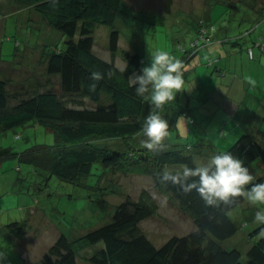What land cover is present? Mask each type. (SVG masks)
<instances>
[{
	"label": "trees",
	"instance_id": "obj_1",
	"mask_svg": "<svg viewBox=\"0 0 264 264\" xmlns=\"http://www.w3.org/2000/svg\"><path fill=\"white\" fill-rule=\"evenodd\" d=\"M13 1L38 12L44 22L62 32L67 40L63 47H51L48 52L43 44L34 45H43L41 61L47 76L44 82L32 77L27 90H23L15 89L17 80L12 79V73L0 78V135L32 123L51 128L57 139L54 144H34L23 150L0 145V162L14 158L18 163L33 165L50 176L82 187H86L82 179L92 176L100 168L106 174L150 175L159 190L167 191L187 210L195 225L187 234H174L162 245L154 244L139 227L157 210L153 195L145 188L137 199L128 197L121 202L111 222L73 238L60 233L43 253L42 264H80L84 260L92 264H264V224L246 232L251 243L248 241L245 250L224 245L239 230L229 213L243 204L245 197L234 198L231 205L209 207L195 190L184 193L179 186L160 181L159 174L165 168L199 165L195 153L191 152L192 145L177 148L170 139V125L169 135L160 151H151L143 145L146 137L141 129L150 104L136 94L135 86L128 81V77L134 72L139 73L145 64L140 52H123L127 68L122 71L114 59L107 61L94 49L96 27L101 24L111 26L109 50L115 57L120 31L114 25L124 0ZM253 4L249 6L254 8ZM257 4L256 1L255 6ZM170 5L171 0H166L167 11ZM216 27L214 22L199 18L195 24L196 39L177 47L182 54L178 58L181 71L203 48H209L216 41ZM33 28H36L35 23ZM263 40L258 37L256 42H261L259 46L264 49ZM23 59L21 56L19 63L22 64ZM205 64L213 67L216 74L223 70L213 58ZM94 72L101 73L102 77L94 79ZM58 83L59 87L56 86ZM113 140H122L124 147L111 146L109 142ZM197 151L203 153L201 147ZM225 151H232L244 160L257 177L254 182H264V143L257 135L246 131ZM258 161L263 169L256 173L258 168L254 163ZM20 167L18 164L16 169ZM92 186L87 187L104 190ZM30 221V218L10 221L2 226L0 234H7L16 247L23 248L25 236L35 227Z\"/></svg>",
	"mask_w": 264,
	"mask_h": 264
},
{
	"label": "rangeland",
	"instance_id": "obj_2",
	"mask_svg": "<svg viewBox=\"0 0 264 264\" xmlns=\"http://www.w3.org/2000/svg\"><path fill=\"white\" fill-rule=\"evenodd\" d=\"M256 1L260 2L261 6L262 3L264 4V0L213 1L208 17L221 29V37L227 39L224 42L212 43L209 48H203L194 59L184 65L182 73L183 76L186 74L185 84L177 93L175 100L169 102L163 111L164 118L171 126L170 139L177 148H183L187 144L192 145L191 152L195 153L198 165L205 163L214 150L231 147L242 133L250 130L247 125L252 122L256 124L261 119L260 115L254 114L253 111L258 101L255 102V97L248 101L251 96L256 95L253 90L251 94L240 98L243 101L238 102L239 106L234 109L231 106L228 108L223 106L227 96L219 86L221 80H216L217 77L213 76V67L210 68L205 64L209 58L219 63L220 59L222 61L231 57L235 59L236 55L241 57L244 51V41L241 40V36L246 33L252 43L258 37L264 39V8L256 11L249 6ZM201 17L207 19V14L168 12L163 0H124L114 25L120 31L119 49L115 57L109 50L111 26L101 24L96 27L94 49L101 58L107 61L114 59L119 68H124L126 65L123 59L125 50L139 51L145 62L144 65L150 63L151 56L158 50L167 51L178 59L181 52L177 47L189 43L187 39L190 30L189 21L196 24ZM1 18L3 21L6 19L2 29ZM34 23L36 28H33ZM229 26H232V30L231 34L227 35L226 29ZM66 40L67 36L44 22L42 16L32 8L21 7L13 0H0V44H2L0 78L3 77L4 71L12 73V79L17 80L15 89L27 90L32 77L44 82L47 76L44 62L41 61L43 45L48 52L51 47H63ZM36 43L43 45L34 47ZM17 51L20 53H16ZM21 56L25 59L21 61L22 64L19 63ZM197 57L201 59V64L206 70L198 71L196 74L198 84L190 86L189 77L192 73L189 74L187 70L189 66L195 68L198 65ZM222 61L221 63L225 64V61ZM249 61L250 64L247 63L245 66L246 73L250 70L252 62L259 61L258 55L255 60ZM262 64H264V56H262ZM238 66L242 67V63L240 62ZM237 70V67L232 65V72ZM237 74L242 75V70ZM247 76L246 80L253 89L255 83L249 74ZM56 86L59 87V83ZM262 98L264 99V96ZM66 99L70 101V98L66 97ZM75 99L79 97L75 96ZM84 102L93 106L88 99H84ZM229 117L242 129L234 141L226 139L228 130L224 126ZM250 117L253 121L248 120ZM190 118L194 119V122L191 123ZM241 122H244V125ZM223 128L226 130V136L221 135ZM56 140L54 130L32 123L17 126L0 135V145L10 146L15 150H23L34 144H54ZM109 143L120 148L125 145L122 140H113ZM200 147L203 149L201 154L197 153ZM0 164H4L0 169V229L10 221L28 218L35 226L29 230L23 241L22 247L25 251L16 247L15 241L7 234H0V264H42L43 253L60 233L73 238L111 222L117 206L128 197L137 199L145 188L153 195L157 210L153 216L143 220L139 227L154 244L160 246L170 236L187 234L195 227L187 210L177 200H173L167 191L159 190L150 175L111 172L106 174L100 168L92 176L82 179L85 183L82 184L86 187L90 184L93 188L104 189L97 190L62 181L33 165L18 163L14 158L6 159ZM18 164L21 166L20 169H16ZM256 164L258 165L259 161L254 163ZM255 172L258 173L259 169ZM259 207L264 205H252L246 199L243 204L229 213L239 230L224 242L226 247L235 246L242 250L248 247L251 241L247 238L246 232L260 224L255 220V213ZM20 249L24 253H21ZM80 264L92 263L84 260Z\"/></svg>",
	"mask_w": 264,
	"mask_h": 264
},
{
	"label": "clouds",
	"instance_id": "obj_3",
	"mask_svg": "<svg viewBox=\"0 0 264 264\" xmlns=\"http://www.w3.org/2000/svg\"><path fill=\"white\" fill-rule=\"evenodd\" d=\"M126 68L127 65L122 71ZM101 77V73H93L94 79ZM128 81L135 86L138 96L149 101L150 111L141 129L146 137L142 143L147 149L158 152L169 135V122L164 118L163 111L169 102L175 100L184 85L181 61L167 51L158 50L151 56L150 63L144 65L139 73L134 72L129 76ZM159 179L162 183L171 182L179 186L184 193L195 190L209 207L231 205L234 198L241 196L252 205H264V182H254L257 177L250 172L244 160L232 151L219 150L196 167L184 165L181 169L165 168L159 174ZM255 220L264 224V207L256 211Z\"/></svg>",
	"mask_w": 264,
	"mask_h": 264
},
{
	"label": "crops",
	"instance_id": "obj_4",
	"mask_svg": "<svg viewBox=\"0 0 264 264\" xmlns=\"http://www.w3.org/2000/svg\"><path fill=\"white\" fill-rule=\"evenodd\" d=\"M163 1L165 4V9H167L166 8V0H163ZM213 1L214 0H171V5H170L168 12H175V13L185 12V13H188L189 15H192L193 13L201 12V13H206L207 19H208L210 9H212L211 5H212ZM215 1L222 2V0H215ZM253 7L255 8L256 11L263 9V8H261L260 2H258V4L256 6H255V4H253ZM1 19H2V21H1V29H2V24L6 19L4 21H3V18H1ZM208 20L211 21V18H209ZM188 25H190V30L187 34V39H188V42H190V41H193L196 39V29H195V23L194 22L191 23L189 21ZM220 30L221 29L217 26L216 30L214 32V37L216 39L215 42H224L227 39V38L224 39L221 37V34H220L221 31ZM231 30H232V26H229V28L226 29V31H227L226 34L230 35ZM241 38H242L241 40H243L244 41L243 43L245 44V47L243 44V48H244L243 55L241 57L239 55H236L235 59L233 57H231L230 59H226V60H224L225 64L221 63L222 59H220V61H219L220 64L219 63L218 64H219V67L222 68L223 70H222V72H219L220 74H216L213 72V76L215 75L217 77L216 80H221V82H220L221 84H219V86L223 90V93H225L227 96V100L223 101V103H224L223 106H225L227 108L231 106L234 109V107L239 106L238 102L243 101L240 98L244 97L245 95L251 94L252 90H253L254 94H256V95L251 96L248 101H250L254 97H255V99H254L255 102L258 101L256 109L253 108V111H254V114L255 113H256V115L259 114L260 118L262 120L259 119V121H257L256 124H254V122H252V124H250V125H247V124H245V125H247L249 127L250 132L257 135V137L260 139V141L263 142L264 141V99L262 97L264 96V64H262V56H264V49L262 48V46H259L258 44H256V40L252 43V40H251V38H249V36H247V33L244 36L242 35ZM2 42H4V41H2ZM251 47L253 48V55H254L253 58H251L249 53H248V49ZM1 50H2V44H0V51ZM256 53L258 55L259 61L252 62L251 66H250V70L248 71V73H246L247 68L245 66L247 65V63L250 64L249 60H255L256 59V57H257ZM180 56H182L181 53H180ZM224 61H222V62H224ZM196 62L198 63V65L195 68H194V66L193 67L189 66L188 70H187V72L189 74L192 73V74H190L191 76L189 77V79H191L190 83H189L190 86H195L198 84L197 75H196L197 72L198 71L204 72L206 70V67L201 64V59H199V57L196 58ZM240 62L242 63V67L238 66L240 64ZM229 65H231V68H229ZM232 65L237 67L238 70L236 72H232ZM239 70H242V75L237 74V72ZM18 71H21V69ZM223 71H224V73H223ZM3 74H4V76H9L11 73L10 72L5 73V71H4ZM247 74L250 75L251 80L255 83V86L253 89L251 88V86L248 84V81L246 80L248 78ZM185 78H186V74H185ZM222 81H223V83H222ZM245 101H246V99H244V102ZM259 101H261L262 103ZM238 108H240V107H238ZM248 120L251 121L252 117L248 118ZM225 122H226L225 123L226 125L224 127H226L228 130V135H227L226 139L228 141H234V139L236 137H238V135L241 133V130H242L241 126L239 127L238 124H235L234 121H231L230 117ZM241 124L244 125V122H241ZM222 133L224 134V136H226V130L224 128L222 129L221 134ZM258 165H256V166H258ZM259 166H258L259 168L258 167L257 168L259 169V171H261L263 169V167H261V165H259ZM3 167H4V164H0V169ZM245 201H246V199H245ZM20 252L24 253V251H22V249H20Z\"/></svg>",
	"mask_w": 264,
	"mask_h": 264
},
{
	"label": "built area",
	"instance_id": "obj_5",
	"mask_svg": "<svg viewBox=\"0 0 264 264\" xmlns=\"http://www.w3.org/2000/svg\"><path fill=\"white\" fill-rule=\"evenodd\" d=\"M260 43H261V42H259V41L256 42V44H258V45H260ZM249 54H250L251 57L254 56V55H253V49H252V48L249 49ZM190 122L192 123V122H194V120L191 118V119H190Z\"/></svg>",
	"mask_w": 264,
	"mask_h": 264
}]
</instances>
